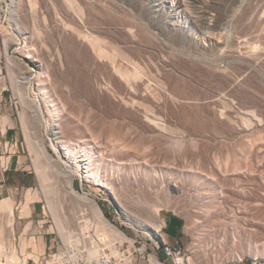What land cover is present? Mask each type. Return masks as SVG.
Listing matches in <instances>:
<instances>
[{"label": "rangeland", "instance_id": "1", "mask_svg": "<svg viewBox=\"0 0 264 264\" xmlns=\"http://www.w3.org/2000/svg\"><path fill=\"white\" fill-rule=\"evenodd\" d=\"M37 1L28 12L35 16L27 18L28 24L23 21L26 33L15 25L12 0H0V132L8 128V155L22 157L18 169L8 162L0 174V201L11 197L18 207L10 221L0 212V227H11L23 242L34 238L39 262H44L42 255L54 237L48 232L58 229L53 213L71 224L73 208L84 204L69 191V174L75 191L94 200L118 226L153 232L131 215L144 213L148 204L161 205L163 222L152 221L163 227L165 219H178L187 237L180 246L187 248L190 264H203L206 253L221 256L210 264H237L241 254L245 264H263L264 255L254 258L253 252L255 242L264 241V0H167L164 4L176 2L174 24L181 33L167 29L168 9L152 12L148 0H83L94 5L91 25L98 29L94 35L90 24H80L88 35L83 43L69 39L61 27L70 22L56 0ZM195 14L207 24H194L189 17ZM4 39L10 41L8 47ZM87 40L131 72L122 77L115 69L111 75L106 61L95 59L98 53H88ZM106 40L119 52L106 47ZM25 50L34 56H42L40 50L50 54L41 81L38 66H24L29 63ZM34 132L51 161L33 149ZM56 138L80 148L63 150ZM89 151L115 196L86 177L79 158ZM226 171L232 176L223 175ZM241 197L255 205L236 218L229 206ZM26 202L29 215L20 216ZM125 229L132 234L130 227ZM26 261L39 264L29 257Z\"/></svg>", "mask_w": 264, "mask_h": 264}, {"label": "bare ground", "instance_id": "2", "mask_svg": "<svg viewBox=\"0 0 264 264\" xmlns=\"http://www.w3.org/2000/svg\"><path fill=\"white\" fill-rule=\"evenodd\" d=\"M35 0H12V3L14 4L13 5V9L12 8H10V9H12V11L14 12V10L16 9V15H14V13H12V15H14V16H12L13 17V20L15 21V25H16V27L18 26V29H20L22 32H26L27 31V29H28V25H25V24H28V22H27V18L30 16L31 18H33L35 15H34V13H32V15H30V14H28V12H31V8H33V7H35V3H37V2H34ZM91 1V0H90ZM169 1V0H168ZM167 0H148V4H149V7H150V9H151V11L152 12H157V14H161L162 13V11H163V9L165 8V9H168L167 10V17L169 18V23H168V25H167V29L169 30V31H174V30H178L179 28H175V25L176 24H174V22H175V18H177V16L179 15V13H177V8H176V2L174 1V3H171L170 5L168 4H164L165 2H168ZM88 2V1H87ZM152 2V3H151ZM56 3H57V5H58V7H59V9L65 14V16L67 17V19H68V21L70 22V23H66V24H60V25H62L61 27H63V29H66V34L67 35H69L70 36V38L69 39H75V41L77 42V39H78V41H82V43H83V41L85 40V39H87L86 37L88 36H86V34L80 29V24H85V25H89L90 24V29L89 30H91L93 33H94V35H97L96 34V32H97V30L98 29H96L93 25H91V23H92V20H94V15H93V12L92 11H94L95 9H94V5H92V7H93V9L91 10V8H90V5L88 6L87 5V3L85 2V1H83V0H56ZM102 6V5H101ZM154 6H156V8H154ZM29 7H30V9H29ZM57 8V7H56ZM101 8V7H100ZM34 9V8H33ZM40 10V9H39ZM98 10V9H97ZM33 12V11H32ZM17 13H22L21 14V16H19V14L17 15ZM53 13H54V11H53ZM190 13V12H189ZM263 13H264V11H263ZM38 14V13H37ZM63 14V15H64ZM95 14V13H94ZM39 15H42L41 13L39 14ZM196 15V14H195ZM198 15V16H197ZM196 16H190L189 18L192 20V22L194 23V24H197V25H200V26H203L204 24H207V20H205L204 18L205 17H201V16H199L200 14H197ZM43 17V16H42ZM165 17V16H164ZM179 17V16H178ZM30 18V19H31ZM58 20V19H57ZM56 20V21H57ZM23 21H26V22H24L23 23ZM61 21V20H60ZM166 21V20H165ZM211 21V20H210ZM212 22V21H211ZM95 24V23H94ZM215 24V23H214ZM80 25V26H79ZM211 25V24H210ZM34 26V23H33V25H31V27H33ZM208 26V25H207ZM219 26V25H218ZM35 27V26H34ZM36 28V27H35ZM55 28V27H54ZM188 28V27H187ZM210 28V27H209ZM85 29V28H84ZM126 29H127V27H126ZM182 29V28H181ZM190 29V28H189ZM35 30V29H34ZM186 30V29H185ZM30 31H31V29H30ZM65 31V30H64ZM28 32H29V30H28ZM36 32V31H35ZM89 32V31H88ZM100 32V31H99ZM109 32V31H108ZM129 32V31H128ZM179 32L181 33V32H184L183 31V29L182 30H180L179 29ZM186 32H187V30H186ZM21 33V32H20ZM27 33V32H26ZM34 33V32H33ZM33 33H31L32 34V36H33ZM85 35H84V34ZM92 33V34H93ZM104 33V32H103ZM130 33H132V32H130ZM172 33V32H171ZM30 34V35H31ZM35 34V33H34ZM101 34V33H100ZM100 34H99V37H100ZM179 34V33H178ZM184 34V33H183ZM61 35V34H60ZM90 35V34H89ZM68 36V37H69ZM86 36V37H85ZM92 36V35H91ZM27 37V36H26ZM30 37V36H29ZM99 37H95L96 39L97 38H99ZM104 37V36H103ZM35 38V37H34ZM183 38H185V36L183 37ZM25 39V38H24ZM88 39H89V37H88ZM91 39H93V38H90V40ZM103 40H104V38H102ZM29 41L31 40V38L30 39H28ZM72 40V41H73ZM97 40H101V37L99 38V39H97ZM119 40V39H118ZM183 40V39H182ZM32 41V40H31ZM34 41V40H33ZM36 41H37V39H36ZM102 41V40H101ZM177 41V40H176ZM9 40H7V39H4V47H8V44H9ZM39 42V41H38ZM86 42H90V45H89V48H88V53L89 54H91L92 56H93V53H94V55H95V53H98V55H97V58H95V56H94V58L95 59H97L98 61H106V63H105V67H106V69L108 70V72H110L111 73V75H113V71L116 69V72H117V70H118V72L119 73H121L122 74V77L124 76L123 74H126V75H128L130 72H131V69L130 68H128V67H123V66H121V67H119V64H117V60H116V58H114V55L113 56H108L107 55V51L105 52L104 51V49L103 48H101L100 46H98V49H97V47H96V43L94 42V40H92V41H89V40H87ZM99 42V41H98ZM107 42V43H106ZM106 42H102V43H104V45L106 46V47H111V44H109L108 43V41L106 40ZM121 42V41H120ZM36 43V42H35ZM101 43V42H100ZM110 43H112V42H110ZM41 44V43H40ZM116 44V43H115ZM63 45V44H62ZM117 45V44H116ZM39 46V45H38ZM42 45H40V48H42L41 47ZM85 46H87L88 47V45H85ZM103 46V45H102ZM121 47V46H120ZM123 47V46H122ZM256 47H258V45H256L255 46V48ZM39 48V49H40ZM84 48V47H83ZM112 49H114L115 51H118L119 52V50H116V48H114V46H112L111 47ZM28 49V48H27ZM65 49V48H64ZM69 49H71V48H69ZM45 50H47V49H45ZM56 50V49H55ZM41 51V54H42V56H39L37 53L35 54V56L34 55H32L28 50H25L24 52H25V54H24V56L27 58L26 59V62L28 61L29 63H26L24 66H29V65H31V66H38V69H39V71H37V76H38V80L39 81H41V79H40V77L41 76H44L43 75V72H42V70H43V65H45V64H43V61H45V62H47L46 60H44L45 59V57H47L48 55H50V54H48L47 56L44 54L46 51H43V50H40ZM57 51V50H56ZM69 51V50H68ZM67 51V52H68ZM87 50H84V52H86ZM32 52V51H31ZM121 52V51H120ZM124 52V51H123ZM40 53V52H39ZM57 53H59V51L57 52ZM116 53V52H115ZM118 54V53H117ZM83 55V54H82ZM112 55V54H111ZM121 55V54H120ZM55 56H56V54H55ZM58 56V55H57ZM56 56V57H57ZM74 56V55H73ZM90 56V55H89ZM125 56V55H124ZM132 56V55H131ZM55 57V58H56ZM121 57H122V55H121ZM54 58V57H53ZM91 59H92V57H90ZM124 58V57H123ZM126 58V57H125ZM65 59H66V57H65ZM71 59V58H70ZM89 59V58H88ZM13 60V59H12ZM47 60H49V59H47ZM132 60V59H131ZM131 60H128V61H131ZM92 61V60H91ZM87 62V61H86ZM97 62V61H96ZM121 62V61H120ZM119 62V63H120ZM132 62V61H131ZM15 62H12L11 61V59H9V64H14ZM48 63V62H47ZM67 63H68V61H67ZM122 63V62H121ZM128 63V62H127ZM135 63V62H134ZM134 63H132V64H134ZM142 63V62H141ZM23 64V63H22ZM73 64V63H72ZM67 65V64H66ZM104 65V64H103ZM139 65V64H138ZM13 66H15V65H13ZM16 66H17V64H16ZM54 66V65H53ZM137 66V65H136ZM83 67V66H82ZM134 67V66H133ZM141 67V66H140ZM24 68V67H23ZM76 68V67H75ZM135 68V67H134ZM30 69V68H29ZM133 69V68H132ZM135 69H137V68H135ZM66 70V69H65ZM85 70V69H84ZM130 70V71H129ZM212 70V69H211ZM216 70V69H215ZM96 71V70H95ZM103 71V70H102ZM77 72V71H76ZM105 72V71H104ZM117 72V73H118ZM213 72V71H212ZM106 73V72H105ZM117 73H114V77H116L117 76ZM75 74V73H74ZM120 74V75H121ZM132 74H136V73H133L132 72ZM227 74V73H226ZM55 75V74H54ZM78 75V74H77ZM81 75V74H80ZM93 75V74H92ZM97 75V74H96ZM110 75V74H109ZM110 75V76H111ZM137 75V74H136ZM102 76V75H101ZM104 76H106V75H104ZM109 76V77H110ZM85 77V76H84ZM138 77V76H137ZM120 78V77H119ZM141 78V77H140ZM226 79V78H225ZM86 80V79H85ZM55 81V80H54ZM58 82V81H57ZM225 82V81H224ZM40 83H42V82H39V85H40ZM61 83V82H60ZM122 83V82H121ZM238 84V83H237ZM55 86V85H54ZM66 86V85H65ZM68 87V86H67ZM83 87V86H82ZM230 89V88H229ZM64 90V89H63ZM54 91V90H53ZM88 91V90H87ZM93 91V90H92ZM221 91V90H220ZM228 91V90H227ZM83 92V91H82ZM225 92V91H224ZM87 93V92H86ZM243 93V92H242ZM56 94V93H55ZM63 95V94H62ZM230 95V94H229ZM223 96V95H222ZM22 97V96H21ZM228 97V96H227ZM170 98V97H169ZM224 98V97H223ZM226 98V97H225ZM230 98V97H229ZM23 99V98H22ZM21 99V100H22ZM242 99V98H241ZM175 100V99H174ZM204 101V100H203ZM227 101V100H226ZM226 101H224V102H226ZM197 102V101H196ZM253 103V102H252ZM200 105V104H199ZM51 106L53 107V106H56L55 104H51ZM31 107V106H30ZM221 107V106H220ZM54 108V107H53ZM58 107L56 106L55 107V110L57 109ZM172 108V107H171ZM200 108V107H199ZM214 108V107H213ZM223 108V107H222ZM65 109V108H64ZM35 110H37V108L35 109ZM71 110V109H70ZM222 110H225V109H222ZM226 110H227V108H226ZM249 110V109H248ZM52 111V110H51ZM58 111H59V108H58ZM246 112V113H248L247 112V109H245V110H243L242 112ZM252 111V110H251ZM222 112V111H221ZM224 112L225 111H223V114H224ZM244 112V113H245ZM254 111H252V113H253ZM69 113V112H68ZM147 113V112H146ZM219 113V112H218ZM250 113V112H249ZM223 114H222V116H223ZM227 114V113H226ZM215 115V114H214ZM255 115V114H254ZM230 116V115H229ZM256 116H258V115H255V117ZM72 117V116H71ZM180 117V116H179ZM225 117H227V115H225ZM224 117V118H225ZM236 117V116H235ZM239 117V116H238ZM253 117V116H252ZM242 118H244V117H242ZM257 118V117H256ZM259 118V120L261 119L260 117H258ZM249 119V118H248ZM233 122H235V121H233ZM216 124V123H215ZM221 124V123H220ZM69 125V124H68ZM73 125V124H72ZM224 125H227V124H224ZM242 125V124H241ZM165 126V125H164ZM228 126V125H227ZM163 127V126H162ZM227 128V127H226ZM38 132V131H37ZM37 132H34V133H36L37 135H36V138H37V140L35 139V141L33 140V142H35V145L33 146V149L36 151V153H38V155L39 154H42V155H45L46 157H48L47 155H46V150H45V148H44V146H43V144H42V139L39 137V135H38V133ZM172 132V131H171ZM170 132V133H171ZM220 133V132H219ZM209 134V133H208ZM222 135V134H221ZM73 136V135H72ZM83 136V135H82ZM82 136H79V138L77 139V137H76V139L78 140V141H80L79 139H81L80 137H82ZM35 137V136H34ZM69 138V137H68ZM83 138H85V136L83 137ZM71 139H72V137H71ZM75 139V138H74ZM75 139V140H76ZM61 140V139H60ZM84 141H85V143L86 144H88V139H84ZM32 142V141H31ZM55 143L56 144H58L59 146H61V148H63V150L64 149H66L67 151L68 150H71L72 149V147H75V148H77V146L79 147L80 145H77V144H75L74 142L73 143H71V141H69L68 143L67 142H65V140H62V141H59V139H57L56 138V141H55ZM32 144V143H31ZM97 144V143H96ZM33 145V144H32ZM98 146H100L99 144H98ZM80 148V147H79ZM78 148V149H79ZM98 149V148H97ZM240 149V148H239ZM91 151V150H90ZM89 151V152H90ZM210 151V150H209ZM88 152V153H89ZM240 151L239 150H237V153H239ZM87 153V154H88ZM243 153V152H242ZM82 154V153H81ZM87 154H84V155H80V158H79V163L81 162V165H83V167H84V169H85V172H86V177H88V178H92L91 180H92V182L94 181L96 184H101V185H103L104 187H106L107 189H110V193H112L113 194V188H112V185H111V183L109 182V181H107V180H105V178H104V176L102 175V172L100 171L101 169H100V167H99V162H95V160L93 159L92 160V156H91V152L89 153V155H88V157L87 156H85V155H87ZM99 154V153H98ZM213 154V153H212ZM241 154V153H240ZM101 155V154H100ZM238 155V154H237ZM210 156H211V154H210ZM216 156V155H215ZM38 157V156H37ZM79 157V156H78ZM213 157V160L214 161H216L215 160V157L214 156H212ZM48 160H50L49 159V157L47 158ZM210 160H211V158H210ZM36 161H38L37 159H36ZM51 161V160H50ZM50 161H48V162H50ZM104 161V160H103ZM202 161H204L203 159H202ZM206 161V160H205ZM123 162V161H122ZM201 162V161H200ZM213 162V161H212ZM209 163V162H208ZM207 163V164H208ZM213 163H215V162H213ZM217 163V162H216ZM40 164V163H39ZM211 164V163H210ZM213 165V164H212ZM215 165V164H214ZM37 166V165H36ZM204 166V165H203ZM218 166H220V165H218ZM213 167V166H212ZM232 167H234V165L232 166ZM238 167V166H237ZM262 167L264 168V161H263V163H262ZM37 168H39L38 166H37ZM41 168H44V167H42V165H41ZM216 168V167H215ZM43 170V169H42ZM42 170L41 169H39V171H41V173H42ZM215 170V169H214ZM233 170V169H232ZM237 170V169H236ZM216 171H214V173H215ZM217 172H218V170H217ZM221 172V170L219 171V173ZM230 172V171H229ZM228 171H226L223 175H230V176H232V174H233V172L232 173H229ZM209 173H210V171H209ZM213 172L211 173L212 175H214V177H215V175L217 176V174H214ZM241 173V172H240ZM222 174H220V175H222ZM206 175V174H205ZM41 176V175H40ZM45 176V175H44ZM47 176V175H46ZM208 175H206V177H207ZM66 177H67V187L69 188V191L71 192V194H73L76 198H78L79 200H81V202H83L84 204L83 205H86L87 206V208H89V210H90V212L92 213V216H93V219H94V221H95V224H96V226L100 229V235H103V236H105V237H109V236H112V239H117V240H119V241H122L123 239H125V240H127L130 244H132V239H130V238H128V237H125L122 233H121V231L118 229V228H115V226H113L111 223H109V222H107L106 221V219H105V217H104V215L102 214V212H101V210H100V208L98 207V205H97V203L94 201V200H92V199H90V198H88V197H86V196H84V195H82V194H80V193H78V192H76L75 191V188L73 187V181H72V175H66ZM227 177V176H226ZM234 177V176H233ZM43 178V177H42ZM225 178V177H224ZM44 179H45V177H44ZM43 179V180H44ZM224 180V179H223ZM226 181H228V180H226ZM225 181V182H226ZM236 182V181H235ZM229 183V182H228ZM242 183V182H241ZM227 185H229V184H227ZM230 185H232V184H230ZM236 185V184H235ZM226 186V185H225ZM244 186H245V184H244ZM227 187V186H226ZM232 187V186H231ZM230 187V188H231ZM223 189V188H222ZM236 189V188H235ZM245 189V188H244ZM243 189V190H244ZM239 190V189H238ZM244 191H242V193H243ZM114 194H116V192L114 193ZM113 194V195H114ZM224 195V194H223ZM223 195H220V196H223ZM27 196H29V195H27ZM115 196V195H114ZM113 196V197H114ZM117 197V196H116ZM116 197H115V199H116ZM224 197V196H223ZM27 199V202H28V200H29V198L28 197H26ZM31 199V198H30ZM123 199V198H122ZM127 199V198H126ZM125 199V200H126ZM121 200V199H120ZM130 200V199H129ZM49 201V200H48ZM116 201L117 202H119L117 199H116ZM139 201V200H138ZM137 201V202H138ZM27 202L24 204V205H22V207L20 208V210H19V212H18V214L21 216V215H29V207H28V205H27ZM131 202V201H130ZM143 202V201H142ZM152 202V201H151ZM150 201H149V203H151ZM231 202V201H230ZM236 203V204H235ZM120 204H121V202H120ZM119 204V207L121 206V208H122V211L123 212H125V211H127L126 210V208H125V206L126 205H124V204H121L120 205ZM142 204V203H141ZM161 204V203H160ZM233 206H234V208H233V206L232 207H230L229 206V208H230V210H236V212L238 213L237 215H236V218H242L243 217V215H246V213H247V211H249L251 208H252V206L253 205H255V203H252V202H250V201H247V200H245V198H240V199H237V200H235V201H232V203H231ZM235 204V205H234ZM81 204H79L78 203V205H76L74 208H73V210H72V212H71V216H72V221L75 219V215H76V212H77V209H78V207L80 206ZM124 205V206H123ZM52 206V205H51ZM135 206V205H134ZM161 206V205H160ZM160 206H158V205H156L155 204V206L153 205L152 206V204L150 205V204H148V206L145 208L146 209V211L144 212V213H142V214H139V215H133L132 213V215L131 216H133L134 218H136L138 221L140 220L145 226H148V227H151L152 229H154L153 230V233H156L157 231L156 230H159L160 228L159 227H161V226H159V223H158V226L157 225H155V221L153 222L152 221V219H154L155 218V220L157 219L158 221H160V222H163V219H162V217H161V215H160V210H161V207ZM16 208L18 209V207H15V205H14V201L12 200V198L11 197H5V198H3L1 201H0V212H4L5 214H6V216H7V218L9 219V221L10 220H12V218L13 217H15V210H16ZM54 210V209H53ZM56 211V210H55ZM220 211V210H219ZM255 211V210H254ZM128 212V211H127ZM126 212V213H127ZM235 212V211H234ZM129 213V212H128ZM127 213V214H128ZM139 213V212H138ZM53 215H54V217H55V220H56V223H57V226H58V229L56 228V231L59 233V235L63 238V239H65V238H67V236H68V231L69 230H67V227H68V224L67 223H65V222H63L62 221V219L64 218H62V217H59L57 214V216H55V214L53 213ZM231 215V214H230ZM234 216H235V214H234ZM66 217V216H65ZM132 217V218H133ZM62 218V219H61ZM127 218V217H126ZM250 218V217H249ZM165 221V220H164ZM67 222H69L68 220H67ZM259 223V222H258ZM67 224V225H66ZM1 226V225H0ZM8 227H10V224L8 225ZM140 229H142V228H140ZM59 230V231H58ZM143 231H145L146 233H149L150 234V231H147V230H144V229H142ZM234 237V236H233ZM234 239V238H233ZM232 239V240H233ZM235 240V239H234ZM257 242H259V240L258 241H256L255 242V246H256V248H255V250H254V252H253V255H254V258H257L258 257V255L260 256V255H264V245H263V242L264 241H262V239H261V243H257ZM235 243V242H234ZM238 244V243H237ZM232 245V244H231ZM36 247H37V245H36V241H35V239L34 238H31L30 240H28V241H26V242H23V241H21V240H18L16 237H15V235H14V233H13V231H12V228L10 227V229L8 228L7 230H4L3 228H1L0 227V264H27V261H26V259L29 257V258H31L32 260H34L36 263H38L39 262V256L37 255V252H36ZM223 247V246H222ZM241 250V249H240ZM216 251V250H215ZM221 251V250H220ZM223 252V251H222ZM221 253V252H220ZM229 253V252H228ZM46 254V253H45ZM45 254H43L42 255V257H44L45 256ZM206 254H208V253H206ZM206 254H203L202 255V257H203V259L202 260H204V263L203 264H210V262H211V260L212 261H216L217 260V258L216 257H218L217 255H216V257H215V255H206ZM226 254V253H225ZM240 255V254H239ZM242 255V254H241ZM240 255V256H241ZM23 258V260H21L22 258ZM227 255H225V257H226ZM238 257V263L237 264H242V261H243V259L241 258V257ZM215 257V258H214ZM222 257H224V255L222 256ZM149 260H150V262L152 263V264H154V258H153V254H150L149 255ZM221 258V256H219L218 257V260ZM47 261H49L48 259H47ZM190 261H189V256L188 257H185V259H184V256H176L175 257V263L176 264H190L189 263ZM39 264H40V262H39ZM253 264H257L256 262H255V260L253 261ZM264 264V263H263Z\"/></svg>", "mask_w": 264, "mask_h": 264}, {"label": "built area", "instance_id": "3", "mask_svg": "<svg viewBox=\"0 0 264 264\" xmlns=\"http://www.w3.org/2000/svg\"><path fill=\"white\" fill-rule=\"evenodd\" d=\"M1 154L3 155L4 152L1 151ZM6 169L7 167L0 166V174ZM42 210L46 215L44 205ZM104 217L125 237L132 239V244L125 239L119 241L112 239V236L107 238L100 235V229L96 226L89 208L80 205L75 219L67 227L69 230L67 238L63 239L54 230L48 232L54 235L53 244L45 254L46 259L40 264H139L141 260L145 264H152L148 258L150 254H153L154 264H169L167 260H170L171 264H176V256L188 257L185 246L170 245L163 241L160 233L163 227L156 230V233L144 234L131 226H118L109 216ZM127 227H130L132 234L126 231ZM161 255L166 258H162ZM242 264H245L244 261Z\"/></svg>", "mask_w": 264, "mask_h": 264}, {"label": "crops", "instance_id": "4", "mask_svg": "<svg viewBox=\"0 0 264 264\" xmlns=\"http://www.w3.org/2000/svg\"><path fill=\"white\" fill-rule=\"evenodd\" d=\"M7 130L8 128L6 129L4 134L0 132V152L2 151L5 154L4 156L0 155V158L3 156L4 161H5L4 166L1 163H0V166L3 168L4 167L6 168L7 163L10 162L11 165H14L12 169L16 170L21 164L22 157H20L19 155L16 157L12 155H8L9 148H10L9 140L7 141L4 140V139H7L8 134H9ZM0 186L1 187L3 186V183H1V181H0ZM166 220L168 221V223H166ZM163 228H165L164 230L165 233L163 232ZM163 228L160 231V233H161V237L164 242L170 245H180V244L186 245L187 237L184 234L177 218L170 217V218L165 219ZM41 246L45 250L47 243L44 241L43 243H41ZM161 256L162 258H166L164 255H161ZM167 262L171 264L170 260H167ZM139 264H145V262L141 260Z\"/></svg>", "mask_w": 264, "mask_h": 264}]
</instances>
